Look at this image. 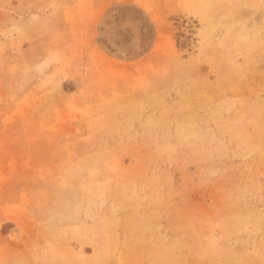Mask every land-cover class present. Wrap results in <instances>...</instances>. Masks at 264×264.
<instances>
[{
  "label": "rangeland",
  "instance_id": "1",
  "mask_svg": "<svg viewBox=\"0 0 264 264\" xmlns=\"http://www.w3.org/2000/svg\"><path fill=\"white\" fill-rule=\"evenodd\" d=\"M0 264H264V0H0Z\"/></svg>",
  "mask_w": 264,
  "mask_h": 264
},
{
  "label": "bare ground",
  "instance_id": "2",
  "mask_svg": "<svg viewBox=\"0 0 264 264\" xmlns=\"http://www.w3.org/2000/svg\"><path fill=\"white\" fill-rule=\"evenodd\" d=\"M217 125V124H216ZM178 130V129H177ZM186 131V130H185ZM226 131H228V130H226ZM185 133V132H184ZM70 167V166H69ZM107 179V178H106ZM120 179V178H119ZM79 183V182H78ZM108 187V186H107ZM88 188V187H87ZM93 192V191H92ZM49 196H51L50 194H49ZM47 197V196H46ZM145 202V201H144ZM19 205V204H18ZM55 210V209H54ZM80 210V209H79ZM102 215V214H101ZM108 219V218H107ZM18 221V220H17ZM80 227V226H79ZM102 231V230H101ZM98 233V232H97ZM27 236V235H26ZM10 242V241H9ZM14 242V241H13ZM20 247H21V245H20ZM37 256V255H36ZM25 260V259H24Z\"/></svg>",
  "mask_w": 264,
  "mask_h": 264
}]
</instances>
